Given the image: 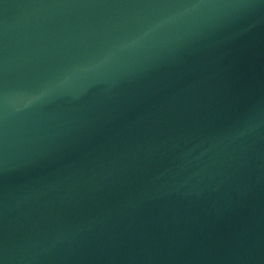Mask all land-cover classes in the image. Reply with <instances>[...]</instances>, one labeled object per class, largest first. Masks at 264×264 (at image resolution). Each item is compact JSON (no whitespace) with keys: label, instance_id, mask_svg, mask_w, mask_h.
Segmentation results:
<instances>
[{"label":"water","instance_id":"water-1","mask_svg":"<svg viewBox=\"0 0 264 264\" xmlns=\"http://www.w3.org/2000/svg\"><path fill=\"white\" fill-rule=\"evenodd\" d=\"M0 264H264V0H0Z\"/></svg>","mask_w":264,"mask_h":264}]
</instances>
